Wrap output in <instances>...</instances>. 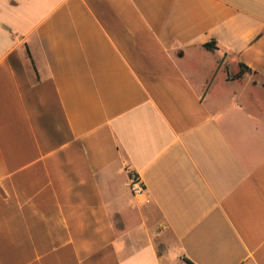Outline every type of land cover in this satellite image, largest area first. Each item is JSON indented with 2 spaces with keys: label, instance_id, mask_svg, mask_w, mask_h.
Wrapping results in <instances>:
<instances>
[{
  "label": "crops",
  "instance_id": "crops-1",
  "mask_svg": "<svg viewBox=\"0 0 264 264\" xmlns=\"http://www.w3.org/2000/svg\"><path fill=\"white\" fill-rule=\"evenodd\" d=\"M0 264H264V0H0Z\"/></svg>",
  "mask_w": 264,
  "mask_h": 264
},
{
  "label": "built area",
  "instance_id": "built-area-1",
  "mask_svg": "<svg viewBox=\"0 0 264 264\" xmlns=\"http://www.w3.org/2000/svg\"><path fill=\"white\" fill-rule=\"evenodd\" d=\"M130 187L135 195H142L144 193L143 187L136 176L132 177Z\"/></svg>",
  "mask_w": 264,
  "mask_h": 264
},
{
  "label": "trees",
  "instance_id": "trees-1",
  "mask_svg": "<svg viewBox=\"0 0 264 264\" xmlns=\"http://www.w3.org/2000/svg\"><path fill=\"white\" fill-rule=\"evenodd\" d=\"M205 46L208 48H214L215 44H214V42H210V43L205 44Z\"/></svg>",
  "mask_w": 264,
  "mask_h": 264
},
{
  "label": "rangeland",
  "instance_id": "rangeland-1",
  "mask_svg": "<svg viewBox=\"0 0 264 264\" xmlns=\"http://www.w3.org/2000/svg\"><path fill=\"white\" fill-rule=\"evenodd\" d=\"M164 251H167V249L163 246L160 247V252L163 253ZM172 261V260H171ZM175 262V261H174Z\"/></svg>",
  "mask_w": 264,
  "mask_h": 264
}]
</instances>
